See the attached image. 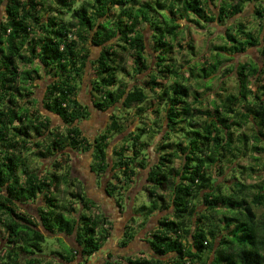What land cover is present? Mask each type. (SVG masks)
<instances>
[{"label": "trees", "instance_id": "obj_1", "mask_svg": "<svg viewBox=\"0 0 264 264\" xmlns=\"http://www.w3.org/2000/svg\"><path fill=\"white\" fill-rule=\"evenodd\" d=\"M249 3L257 34L240 20ZM0 11V264H53L44 260L47 234L74 242L51 251L60 264L89 262L107 242L108 215L93 211L72 167L59 161L76 153L91 154L90 170L104 176L105 194L118 207L128 196L125 186L145 176L151 204L139 208L140 225L163 213L147 233V255L108 253L105 264H264V0H0ZM179 19L188 30L228 25L209 57L179 65L178 47L183 56L193 53L191 41L177 40ZM91 46L100 48L96 57ZM249 49L258 61L223 67ZM88 66L90 104L79 92ZM229 74L233 87L221 80ZM215 78L221 85L212 88ZM37 103L64 127L53 126ZM90 106L114 109L91 140L79 124ZM129 115L136 133L127 131ZM145 132L155 142V161L151 146L138 142ZM113 137L121 141L112 147ZM34 158L52 162L36 168ZM60 185L75 188L64 205ZM37 200L35 212L28 211ZM134 236L128 227L119 247Z\"/></svg>", "mask_w": 264, "mask_h": 264}, {"label": "rangeland", "instance_id": "obj_2", "mask_svg": "<svg viewBox=\"0 0 264 264\" xmlns=\"http://www.w3.org/2000/svg\"><path fill=\"white\" fill-rule=\"evenodd\" d=\"M141 1H153V0H141ZM163 1L166 3V1L168 2L169 0H163ZM151 5L154 6V3L152 2ZM154 11H156V9H154ZM149 12H150V8H148V12L147 13L149 14ZM114 14H116V11H114ZM152 14H154L153 10H152ZM0 16H2V12L1 11H0ZM237 16L233 17L231 21H235L236 19H238ZM240 16H241L240 20H243L244 22H246L248 27L250 28V30L257 34V31L260 29V25H259V22H258V20L256 18V15H253V6L250 5V3L246 4V6L244 7V10L240 14ZM178 21L181 23L182 26L180 27L181 29H180V33L178 35L177 40L181 43V45H185L187 41H191V43L193 45L192 56L188 55V54L183 56L182 54H184V51L180 52V48L178 47V49L176 50L175 57L177 58L179 65H181V63H183L184 60H186V59L188 60L190 57L191 58L195 57V58H198L199 60L201 58L205 57V56L209 57L211 55L209 48L212 45H219V44L222 43L221 42V40H222L221 39V34L223 33L224 29L228 25V24H226L225 26L224 25L222 26L221 24L219 25L216 22H213L212 24H210L209 30H206V27H204V29L196 27L195 29H193V28L191 29L190 28L188 30V28H185V25H186L185 20L179 19ZM262 23H264V19L262 20ZM141 28L143 29V34L145 36L146 43H147L148 46H150V43L148 42L149 37H150V32H149L148 28L146 26H144V25H141ZM263 30H264V26H263ZM99 49H100L99 47L91 46L90 57L91 58L92 57H96L98 52H99ZM255 55H256V50L255 49H249L245 54H237V55H235L233 57V60L224 61V66L223 67H226L228 64H231L233 62L246 61L250 57H252L256 61H258L257 58L255 57ZM219 56H222V55H219ZM146 61H147V63L149 62V57H147V56H146ZM125 65L127 66L128 71L131 72L133 66H132V59L129 56V53H125ZM20 68L21 69L23 68L22 64H20ZM130 74L132 76L133 75V71ZM229 75H230L229 79L226 80L225 77L224 78L222 77L223 79H221V80L224 81V83H225L224 86L233 87L235 85V81H234V78H233L232 74H229ZM117 76H120V74L117 75ZM143 76H144V74L137 75L138 79L143 78ZM92 77H93V75H92L91 70H90V68L88 66V68L86 70V73L84 74V78H83L84 82H83V85L81 86L82 89H81V91H79L81 100L82 101L84 100L86 104H90L89 103L90 96H89L85 86H86V84L88 83V81ZM122 78H124L125 80L129 79L127 76H124V75L122 76ZM210 85H211L212 88H216L217 86L221 85L220 78L219 79L218 78L213 79L211 81ZM37 87H39V88L34 90V92H35L34 96L37 97V98H40L41 97V93L43 92V87H44L43 83H41L40 86L37 85ZM153 103H155V102H153ZM150 105H151V102L148 100L146 102V104L144 105V107L147 108V106H150ZM37 107L40 108V103L39 104L37 103ZM34 108H36V105L34 106ZM30 109H33V108L31 107ZM40 109H41L43 114H46L47 116H49L51 118L53 126H57V125L60 124L62 128L64 127V124L61 122V120L53 118L55 116H52V114L47 112L45 109H43V108H40ZM89 109H90V112L92 114L87 119L81 121L79 124H80L81 128H83V134L89 140H91V138L93 136H95V134L97 133L96 131H101L100 130L101 128H102V130L105 129L107 117H108V115L111 112H113L114 109L111 108V109H109V111H106V112H103V113L102 112L101 113L100 112L99 113L94 112V110H93L94 108L92 106H90ZM147 112H150V110H147ZM133 116H134L135 119H138L137 115H133ZM143 118H146V117H143ZM131 119H132V116L129 115L128 116V120L129 121H127L128 122L127 125H129V126L127 128V131H130L131 129H133L134 126L137 124V121L136 122H132ZM147 122H149V121H147ZM140 124L141 123L138 124L139 127H140ZM134 130H135V133H136L137 128H134ZM115 137H113L111 139L112 140V142H111L112 143L111 144L112 147L117 145V144H119V141H121V140H119L117 138L114 139ZM139 137H140V140L138 142L146 143V144H144L142 146L143 148L146 147V145H148V144H149V147L151 146L150 147L151 158L153 159V161H155L157 155L152 150L153 149L152 145H153L154 141L153 140L151 141L150 133L149 132H145L144 134L140 135ZM158 138H159V136H157V138L155 140L156 142L158 141ZM154 145H155V142H154ZM85 154L88 155V153H85ZM86 155L81 156L80 160L76 161V159H75L76 157L73 154H71V155H68L69 158L64 156V158L60 159L59 161L64 162L63 163L64 165L68 164V165H70L72 167V169H71L72 176L76 177L77 175L78 176L83 175L85 181L89 182L88 180L90 179V177H89V173L90 172H88V167H87V164H86V161H87V158L85 157ZM67 159H69V160L67 161ZM30 162L36 168H41V167L50 165L52 160L43 159L41 162H39L38 159L34 158ZM51 168H52V166H50V169ZM80 169L83 172L81 171L79 174L76 173V170H80ZM254 180H256V179H254ZM252 181H253V179H252ZM100 183H101V181H100ZM129 183H131V182H129ZM126 184H128V183H126ZM133 185H131L130 188H129V185L125 186V190L128 189L126 192H129V191L133 190L134 189ZM64 188H65L64 185H60L59 186V191L60 192L58 193V200H59V203L61 205L67 204L69 202V200H71V193H75V190H74L75 188L74 187L65 188V190L69 191V193L68 192H63L62 190ZM82 188H84V187H82ZM88 189H89L90 193L94 191V190H90L91 189L90 187ZM148 190H149V186H145L142 189H137L136 193L134 194L135 203L137 205V206H135L133 208L134 214H136L138 212H144V210H146L148 207H150L151 199L149 198ZM126 192L123 195V197L131 194V192H129V193H126ZM158 194L160 195V192ZM102 195H104V194L100 192V195L95 200L96 202L94 201L95 202V206L93 208V211L95 213L103 211L105 213H108L109 214L108 216H110V217L114 216L113 210H115L118 206H115L114 202L113 203L110 202L111 199H110V201L108 199L105 200V198H103ZM124 200H125V202L121 203L122 207H118V211H120L119 212L120 216L117 217V218H121V217L124 218L125 217L126 221L128 222L129 219H127V212L126 213L124 212V211H128V209H127L128 206L126 208V205H128V202L126 201V199H124ZM159 200H160V198L157 197V198H155V201H153V202H159ZM39 203H40V200H37L35 204L31 203L29 206H26V209L28 211H30V212H35V208H36L37 205H39ZM74 205H75L74 207L77 209L78 206L76 204H74ZM141 207L144 210L139 209ZM124 208H126V210H124ZM90 212H91L90 210H86L85 214L89 215ZM131 216H133V215H131ZM136 218H137V216H134V219H135L134 222L137 220ZM109 232H110V235L108 236L107 242L103 245V247H101V250L98 251L96 254H94V256H92V258L89 260V262H86V263H83V264H105V258H106L108 253L113 255V257H114L115 254H120V255H126V254L127 255H129V254L140 255V254H143V255H147V253L145 251H147L148 245L146 243H142V245L140 247H137L138 243L134 244L136 242V240H133L131 242L130 247H132V248L136 247L137 251H132L131 253H126V251H129V250H126L124 247L120 248L119 247V243H116V241L119 240V237H117V239H116V234L119 235L118 231L115 232L114 230H112L110 228ZM67 244L74 245V242L72 241V238H69V237L68 238H63V239H61V241H58L54 237L48 236V234L45 235L44 242L42 243V249H43V255H48V256H44V260L47 259V260H50L53 264H60L58 262L59 260L53 258V256L51 255V251H61L62 252V250L64 249V245L66 246ZM107 248H108V250H107ZM138 248H141V249H138ZM64 252H66V251L64 250ZM79 261H80V263H82L81 259ZM63 264H79V262H77L75 260V261H72V262H63Z\"/></svg>", "mask_w": 264, "mask_h": 264}, {"label": "crops", "instance_id": "obj_3", "mask_svg": "<svg viewBox=\"0 0 264 264\" xmlns=\"http://www.w3.org/2000/svg\"><path fill=\"white\" fill-rule=\"evenodd\" d=\"M53 118L57 119L56 117H53ZM73 155L76 157L75 159L77 161V160H80L81 156H84L86 154L85 153H76V154H73ZM85 157L87 158L86 164H87V167H88V172H90L89 173L90 179L88 180L89 182L85 181L83 175L78 176L76 174L77 175L76 177L82 183V185H83L82 187H84V190H85V193H86L87 197H89L91 200L95 201L98 198V196L100 195V192H101V193L104 194L102 196H103V198H105V200L108 199L110 201V199H111L110 202H112V203L114 202V205L117 206L115 201H114V199L113 198H109L105 194V191H104L105 178H104V176H100V175L94 174L90 170V164H91V161H92L91 154L88 153V155H86ZM81 171H82L81 169L80 170H76V173L79 174ZM142 176H143V174L139 173V175L137 177L139 179V178H142ZM144 177L142 179H140L139 181H138V179L136 180L135 185H133L134 189L129 191V192H131V194L126 197V201L128 202V205H127L128 206V208H127L128 211H126L127 212V217L129 219L128 222L126 221L125 217L124 218L123 217L117 218V217L120 216V214H119L120 211H118V207L116 209L114 208L115 210H113L114 216H111V217L108 216L109 220H110V223H111L110 224L111 229L114 230L115 232L118 231V233H119V235L116 234V237H119V240L116 241V243H119L121 241V239L123 238V235H124L125 231L128 229V227H132L134 229V231H135V236H134L133 240H136V242L134 244L138 243L137 247H140L142 245V243H146L145 239L147 238V233L150 230L155 228V226L157 225V220L163 214L162 212H154L152 214V216L145 221L144 225H140L141 221H142V216H139L140 213L138 212V213L134 214L133 208L135 206H137L136 203H135L134 194L136 193L137 189H142V187H143L142 185H143V183H145ZM100 181H101V183H100ZM89 187L91 188L90 190H94V191L90 193L89 189H88ZM106 214L109 215L108 213H106ZM131 215H133V217L137 216V218H136L137 220L135 222L130 219L132 217ZM131 242L127 246L124 247L126 250H129V251H126V253H131L132 251H137L136 247H134V248L130 247ZM138 249H141V248H138Z\"/></svg>", "mask_w": 264, "mask_h": 264}, {"label": "flooded vegetation", "instance_id": "obj_4", "mask_svg": "<svg viewBox=\"0 0 264 264\" xmlns=\"http://www.w3.org/2000/svg\"><path fill=\"white\" fill-rule=\"evenodd\" d=\"M94 112H96V113H99L98 111H94ZM101 113V112H100ZM103 113V112H102ZM109 116V115H108ZM108 119L109 118H107V121H106V123L108 122ZM106 126V125H105ZM100 130H102V128L100 129ZM97 132H99V131H97ZM126 208H127V205H126ZM126 208H124V210H126ZM124 212H126V211H124ZM127 219H128V217H127ZM117 238V237H116ZM115 239V238H114ZM107 250H108V248H107ZM111 252V251H110Z\"/></svg>", "mask_w": 264, "mask_h": 264}]
</instances>
